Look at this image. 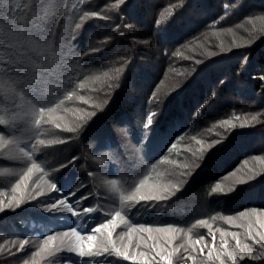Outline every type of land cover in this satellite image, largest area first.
<instances>
[{
	"label": "trees",
	"instance_id": "obj_1",
	"mask_svg": "<svg viewBox=\"0 0 264 264\" xmlns=\"http://www.w3.org/2000/svg\"><path fill=\"white\" fill-rule=\"evenodd\" d=\"M114 3L115 0H49V4L55 6L52 11L64 12L65 26L57 29V41L66 35L73 22H79L82 11H100L107 19H90L82 26L76 41L79 48L92 47L98 52L80 58L83 66L73 74V86L64 89L65 92L74 91L75 95L64 101L56 112L62 119L45 125L39 137L63 143L39 146L40 151L34 153L33 159L48 172L45 179L61 178L64 191L58 195L67 193L70 202L86 197L81 207L98 209L91 219L81 218L86 229L90 224L94 227L93 221L103 222L110 218L111 212L119 209L118 194L111 191L106 180H117V186L128 195L147 174L135 155L139 149L146 165H156L150 181L175 183L180 185V190L170 203L158 209L148 207L146 210L143 201L136 205L127 224L113 233L117 246H120L121 233L132 224L153 228L171 224L182 230L170 245L164 244L168 251L176 249L172 253L173 264H219L215 252L211 258L207 255L212 235L216 236V252L222 251V231L228 233L225 238L229 250L235 247L231 232H237L242 242L251 244L245 236L248 220L239 213L252 215L251 209L264 210V185H256L250 193L246 191L242 195L229 192V189L241 187L236 181L246 180L250 169L264 172V35H257L250 45L245 44L253 23L257 29L264 26L260 20L250 22L248 19L249 16H264V0H183L171 17L168 5L180 4L181 0H136L133 12L124 11L122 7L110 10L108 5ZM225 5L229 6L227 16ZM157 19H161L160 26L156 24ZM6 24L7 21L0 19V29ZM247 24L250 26L244 29L242 38L235 39L240 47L233 44V38L232 44L224 42ZM229 28L232 29L230 34L223 31ZM165 30L166 39L161 36ZM221 41L230 51H221ZM208 51L217 55L209 57ZM13 57V52L0 45V68L13 63ZM205 65L208 69L202 71ZM122 67L124 71L117 75ZM5 80L7 77L0 74V82ZM81 80L85 83L82 89L78 87ZM81 96L83 100L79 99ZM13 105L18 106L16 111L21 116L27 108L18 95L0 89V115L10 114ZM147 113L156 116L154 126L148 129L151 146L145 156L143 145L146 141L138 140ZM253 116L257 117L255 121L251 120ZM222 121H231L237 128H230ZM247 122H251V126L244 129L246 135L236 141V147L209 159L215 151L208 147L209 144L222 137H231L241 123ZM55 123H60L61 128H55ZM70 128L75 131H69ZM34 142L25 138L21 146ZM95 144L103 148L97 155L92 150ZM100 155L108 157L104 164L93 159ZM184 164L189 168H183ZM26 167L24 159L13 161L0 150V170L8 169L6 174H0V199L7 202L13 195V177L18 178ZM39 175L34 174L33 179ZM217 183L224 192L213 194L211 189ZM69 188L74 195L67 192ZM32 204L34 207L29 210L32 214L19 209L0 214V264L6 256L19 257L20 264L25 261L27 264H53L39 251L43 222L35 214V202ZM123 214L128 215L126 209ZM226 217L233 219L229 222ZM198 219L206 220L207 224L196 225ZM252 219L255 221L254 215ZM253 229L258 231V224L253 223ZM56 230H63V227ZM143 235L142 241L134 237L130 252H153L149 246L154 241L146 233ZM199 236H203L209 246L203 254L199 245L193 249L189 243ZM24 238L31 243L19 251L18 241ZM137 243L140 247L135 246ZM63 256L72 257L77 264H84V261L88 264H142V261H124L114 254L79 260L72 253L65 252ZM223 259L225 264H230L228 257ZM15 262L13 259L9 264ZM157 264L165 262L157 257ZM238 264H264V258L245 257Z\"/></svg>",
	"mask_w": 264,
	"mask_h": 264
},
{
	"label": "snow or ice",
	"instance_id": "obj_2",
	"mask_svg": "<svg viewBox=\"0 0 264 264\" xmlns=\"http://www.w3.org/2000/svg\"><path fill=\"white\" fill-rule=\"evenodd\" d=\"M182 4L183 0L180 4L168 5L169 16H175V9ZM53 7L55 6L50 5L49 0H0V19L7 21L6 27L0 29V45H5L10 52L14 53V62L0 68V74L7 77V80L0 82V89L15 93L27 105L22 116L16 111L17 105H13L10 114L0 115V128H3V131H0V150H4L13 161L24 159L27 164L18 178L13 177L15 179V183L11 185L13 195L8 198L7 202L0 199V214H6L7 211L15 212L17 209L32 214L29 210L34 207L32 202H35V214L43 222L41 227L44 230L41 232L42 242L39 251L46 254L53 264L56 262L77 264V260L72 257H64L63 253L65 252L74 254L78 260L114 254L115 257H122L124 261L157 264V257H159V260L164 261L165 264H173L172 253L176 249L168 251L164 244L170 245L175 235L182 230L174 228L171 224L164 228L132 224L126 232L121 233L120 246H117V242L113 239V233L121 225L127 224L129 216L134 214L132 210L141 201L145 202L146 210L148 207L158 209L163 204L170 203L171 198L180 190V185L175 183L151 182L149 177L156 165H146L143 158L140 157L139 149L135 155L139 158V163L147 174L143 175V178L135 185V190L128 195H125L117 186V180H106L105 183L110 184L111 191L118 194L119 209L111 212L110 218H105L103 222L93 221L94 227L90 224L86 229L80 222L81 218L89 217L91 219L92 214L97 213L98 209L91 206L81 207L82 201L86 200V197L70 202L67 193L63 196L58 195L64 191V184L60 182L61 178L54 176L51 179H45L49 175L48 172L33 159L34 153L40 151L39 146L63 143V141L56 140L46 141L39 137L45 125L54 123L56 119H62V117L56 116V112L64 101L72 99L75 95L74 91L65 92L64 89L73 86V74L83 66L80 63V58L98 52V49L92 47H86L83 50L79 48L76 41L82 32V26L90 19H107V17L101 16L100 11H82V14L78 16L79 22H73L66 35L61 36V39L57 41V29L65 26L62 19L64 12L59 9L54 12L52 11ZM121 7L124 11L133 12L136 8V0H115L114 4L108 5L110 10H120ZM228 10L229 6L225 5V16L228 15ZM161 19L156 21L158 26L161 25ZM223 19L224 17H221V20ZM248 19L250 22L255 20L264 22V16H249ZM128 27L132 28L133 26L128 25ZM223 31L231 33L232 29ZM248 31L249 37L245 38L246 45H250L257 35H264V26L257 29L253 23V27ZM161 36L166 39L167 30L162 32ZM233 44L236 47L241 46L236 44L235 38ZM220 49L222 52L230 51L225 48L223 41L220 43ZM207 55L212 57L217 54L208 51ZM205 69H208V65H205L202 71ZM123 71L122 67L118 70L117 75ZM78 87L81 89L85 87L83 80L80 81ZM152 96L155 97L156 93L153 92ZM79 99L83 100L84 97L81 96ZM155 116V113H147L146 123H143L140 129L138 142L146 141L143 145L145 156L148 155L147 150L151 146L147 133L148 129L154 126ZM256 119V116L251 118L252 121ZM221 123L233 129L237 128V125L231 121H222ZM250 126L251 122L241 123L239 130L232 132L231 137H222L209 144V148L215 149L209 159L236 147V141L246 135L244 129ZM55 128L60 129L61 124L55 123ZM69 131H75V129L70 128ZM25 138L35 142L21 146ZM172 147L175 148L176 145L173 144ZM99 163L104 164L105 162L101 160ZM61 167L66 166L61 165ZM182 167L188 169L189 165L184 164ZM7 172V168L0 170V174ZM37 173L40 175L34 180L33 176ZM236 183L241 187L236 190L229 189L232 195H242L246 191L250 193L256 185H264V172L250 169L247 179H238ZM67 192H72V189L69 188ZM223 192L224 189L219 183L211 189L213 194ZM72 194L74 195V192ZM40 197H45V199H38ZM125 209L128 215L123 214ZM138 211L139 209H137ZM250 211L252 215L240 212L239 216L248 220L245 236L252 243L242 242L237 232H231L230 235L235 240V247L229 250L228 240L225 238L228 233L222 231V251H215L216 236L213 234L212 245L207 252L208 257H213L215 252V258L219 260V264H225L224 256L229 258L230 264H238L245 257H250L253 260L264 258V210L251 209ZM258 212L259 215H257ZM253 215L255 221L252 219ZM225 219L231 222L233 218L226 217ZM195 223L196 225H206L207 221L198 219ZM253 223L258 224V231L253 229ZM58 227H63V230H56ZM207 227L211 228V225H207ZM145 233L154 241L149 246L153 252H130L134 237H138L142 241L145 239L143 235ZM30 243L28 238L20 239L18 250H25ZM189 243L192 244L193 249L199 245L201 254L209 247L203 236H199L194 242L189 241ZM135 246L140 247L139 243ZM189 258L194 260L195 256ZM25 264H27L26 261ZM84 264H88V262L84 261Z\"/></svg>",
	"mask_w": 264,
	"mask_h": 264
},
{
	"label": "rangeland",
	"instance_id": "obj_3",
	"mask_svg": "<svg viewBox=\"0 0 264 264\" xmlns=\"http://www.w3.org/2000/svg\"><path fill=\"white\" fill-rule=\"evenodd\" d=\"M258 22V21H257ZM250 26V24H247V26H245L244 28H242L243 30H240L239 32H237V33H232L231 35H230V37L228 38V39H225L224 40V42H227V44H232V38L234 39H240V38H242V35H243V32H244V29H247L248 27ZM228 34H230V33H228ZM223 34H218L217 36H222ZM103 148L99 145V144H95L94 145V147H92V150L95 152V154L97 155V153H101V150H102ZM14 257V256H13ZM9 257V256H6L5 257V259H3V260H1L2 261V263L4 264H9V263H11L12 262V260L14 259V260H16V264H20V261H21V259L19 258V257ZM27 257H29V256H27ZM31 261H33L34 262V260L33 259H31Z\"/></svg>",
	"mask_w": 264,
	"mask_h": 264
},
{
	"label": "clouds",
	"instance_id": "obj_4",
	"mask_svg": "<svg viewBox=\"0 0 264 264\" xmlns=\"http://www.w3.org/2000/svg\"><path fill=\"white\" fill-rule=\"evenodd\" d=\"M98 162H100L101 160H104V162L106 161V159H108V157L106 155H100V156H96L94 157ZM110 186V184H108Z\"/></svg>",
	"mask_w": 264,
	"mask_h": 264
},
{
	"label": "bare ground",
	"instance_id": "obj_5",
	"mask_svg": "<svg viewBox=\"0 0 264 264\" xmlns=\"http://www.w3.org/2000/svg\"><path fill=\"white\" fill-rule=\"evenodd\" d=\"M86 1V0H85ZM62 3V2H61ZM75 3V2H74ZM86 4V3H85ZM66 6V5H65ZM70 7V6H69ZM94 7V6H93ZM67 9V8H66ZM141 26V25H140ZM133 32V31H132Z\"/></svg>",
	"mask_w": 264,
	"mask_h": 264
}]
</instances>
